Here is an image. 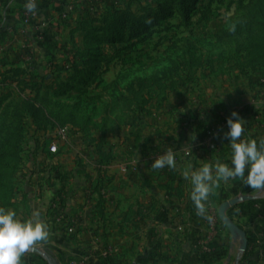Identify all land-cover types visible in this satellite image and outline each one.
I'll list each match as a JSON object with an SVG mask.
<instances>
[{"label": "rangeland", "instance_id": "1", "mask_svg": "<svg viewBox=\"0 0 264 264\" xmlns=\"http://www.w3.org/2000/svg\"><path fill=\"white\" fill-rule=\"evenodd\" d=\"M22 4L10 8V13L23 10V16L5 20L0 41V207L18 218L27 211L31 172L54 182L46 170L49 148L58 146L51 156L66 147L83 151L66 155L72 175L73 164L92 157V138L102 135L104 122L114 143L131 134L136 139L138 132L148 151L159 133H191L196 142L206 140L208 159L213 155L207 163H230L231 149L224 150L222 138L229 142L227 118L233 110L247 121V131L259 116L258 133L252 129L246 138L254 133L257 141L264 139V63L251 65L264 60V0H48L34 12ZM125 8L141 23L104 32L105 20ZM24 53L31 58L16 57ZM14 62L29 63L38 76L14 83L7 78ZM25 74L21 78L30 77ZM41 80L46 86L37 93L33 84ZM221 188L223 182L217 188V217ZM244 188L258 192L264 212V191ZM222 241L223 246L205 249L222 257L208 264H264V249L253 253L256 259L244 260L242 239L233 246ZM111 246L113 253V241Z\"/></svg>", "mask_w": 264, "mask_h": 264}, {"label": "crops", "instance_id": "2", "mask_svg": "<svg viewBox=\"0 0 264 264\" xmlns=\"http://www.w3.org/2000/svg\"><path fill=\"white\" fill-rule=\"evenodd\" d=\"M22 2L25 5V0H1L0 41L5 20L18 22L23 16L21 10L10 13V8L18 3L20 8L24 7ZM47 2L37 0V8H45ZM16 57L31 58L26 53ZM258 118L252 119V128L245 129L242 138L252 129L257 132L255 127L261 124ZM131 135L114 143L108 131V144L101 151H98L97 141H92L88 150L92 157L78 166L73 164L72 175H69L71 168L67 166L66 155H84L83 151L66 147L56 156H51L54 153L49 151L46 170L52 175L51 184L46 178L42 179V173L31 172L27 211L19 214H23L20 219L43 220L49 236L46 242L34 246L39 252H26L21 264H198L201 254L207 253V247L211 250V247L224 245L222 238L229 246L241 240L233 238L224 223L211 218L215 214L218 189L210 195L203 216L197 215L190 199L192 186L183 178V170L189 164L199 168L214 154L208 159L202 140L196 142L192 134L186 132L183 135L175 131L168 135L159 133L155 146L148 151L141 133L135 134L136 139ZM249 138L258 139V136L253 133ZM222 139L224 150L229 151V142L224 144L226 137ZM168 148L176 154V168L152 169L155 157ZM147 152L152 155L149 157ZM104 153L111 154L109 162H102ZM223 155L221 152L220 157ZM45 159L42 156V160ZM244 186L239 178L223 182L219 191L222 202L240 196L257 197L258 192L244 191ZM59 193L64 198V214L57 222L49 203ZM246 201L231 207L227 213L238 220L237 224L247 234L264 237V212L258 216L252 206L243 204ZM112 241L113 253L104 256V248Z\"/></svg>", "mask_w": 264, "mask_h": 264}, {"label": "clouds", "instance_id": "3", "mask_svg": "<svg viewBox=\"0 0 264 264\" xmlns=\"http://www.w3.org/2000/svg\"><path fill=\"white\" fill-rule=\"evenodd\" d=\"M26 10L34 12L36 0H26ZM235 31V25L231 28ZM246 120L235 110L227 118L226 133L230 148V163H203L199 168L189 164L182 172L191 184L190 199L197 215L203 216L206 204L221 182L239 178L248 188L264 191V139L242 138ZM176 154L168 148L151 163L154 170L176 168ZM49 231L43 220H21L14 210L0 207V264H21V257L39 242H46Z\"/></svg>", "mask_w": 264, "mask_h": 264}, {"label": "trees", "instance_id": "4", "mask_svg": "<svg viewBox=\"0 0 264 264\" xmlns=\"http://www.w3.org/2000/svg\"><path fill=\"white\" fill-rule=\"evenodd\" d=\"M188 0H185V4ZM141 18L136 16L132 11L131 9L129 8H125V9H117L115 10L114 14L111 16V18H108L105 20V27H104V32L108 33V34H112V33H116V32H123L125 31L126 29H129V28H132V27H135L137 25H139L141 22ZM50 43L46 44V48L49 47ZM73 56H77V54H74ZM259 62H254L252 63L251 65L253 66H259V65H263V61L262 59H258ZM14 65L17 64V62H14L13 63ZM30 64L29 63H26L24 66H20V65H16L15 67L11 68L8 72H10L11 74H8L7 75H11L9 77H7L8 79H12L14 83H18V84H22V83H29L31 82V80L35 77V76H38L37 73H33L32 72V67H29ZM82 71L79 70V73H81ZM25 73H30L29 76L30 77H24V78H21L20 75L24 74L26 75ZM33 83V82H32ZM31 83V84H32ZM34 86V90L37 91V93H39L45 86L46 84L44 83V81H38V82H35L33 84ZM28 103L30 105H36V103H33L32 99L28 100ZM108 130H109V125H107L106 122L103 123V126L102 128L100 129V132L102 133V135L100 134L99 137H94L92 138V141H97L96 145H97V148H98V151H101L105 145L108 144V141H107V138H106V134L108 133ZM260 132V130H259ZM255 136V135H254ZM204 143V142H203ZM205 144H206V140H205ZM210 150V154L214 153L212 149L208 148ZM111 154L110 153H104V155H102V162L105 161V162H109L111 160ZM244 191H245V188H244ZM57 197L59 198L58 203L60 204V207H64V198L62 196L61 193H59L57 195ZM55 199V198H54ZM259 203V198H254L252 200H248L246 201L245 203L243 204H249L250 206H254L255 204ZM235 208V207H233ZM52 214H55L56 213V210H52ZM229 216L237 223L238 220L235 218V217H232L231 214H229ZM259 248H262L264 249V237H255L253 235H251L249 238H248V244H247V250L244 252V255H243V259H256V258H252L253 257V253L255 251H258V250H261ZM217 251L213 252L214 254H209V253H203L201 254V256L199 257V261L203 262V263H214L216 262L217 260L221 259V254L220 252L218 251V254H215ZM248 259V260H249ZM251 261V260H250ZM170 263V262H168ZM176 264H185L184 262H174ZM253 264H256L257 261L256 260H252Z\"/></svg>", "mask_w": 264, "mask_h": 264}, {"label": "water", "instance_id": "5", "mask_svg": "<svg viewBox=\"0 0 264 264\" xmlns=\"http://www.w3.org/2000/svg\"><path fill=\"white\" fill-rule=\"evenodd\" d=\"M252 198L253 197L251 196H240L238 198L227 200L219 206V210H218L220 220L227 226L232 237L235 239L241 238L243 240V244L241 248L243 251L246 250L247 244H248L247 234L245 230H243L235 221H233L229 217L227 211L231 207L237 205L238 203L245 201V200L252 199ZM27 252H39V249L37 247H32Z\"/></svg>", "mask_w": 264, "mask_h": 264}, {"label": "built area", "instance_id": "6", "mask_svg": "<svg viewBox=\"0 0 264 264\" xmlns=\"http://www.w3.org/2000/svg\"><path fill=\"white\" fill-rule=\"evenodd\" d=\"M37 1V0H36ZM0 8H1V0H0ZM69 10H71L68 6ZM36 11V10H35ZM49 151L51 153H56L58 151V146L57 145H52L50 148H49ZM59 198L56 196L55 199L52 200L50 206L52 207V210H56V213L53 214V218L59 222V220L61 219V217L63 216V208L60 207V204L58 203ZM261 207L262 205L260 203H257L253 206V211L254 213L259 214L262 213L261 212ZM213 219L214 222H217L219 220V218L217 217V213L213 214V216L211 217ZM211 251V250H210ZM112 252V246L111 245H107V247L104 248V251H103V255L104 256H108L109 254H111Z\"/></svg>", "mask_w": 264, "mask_h": 264}]
</instances>
